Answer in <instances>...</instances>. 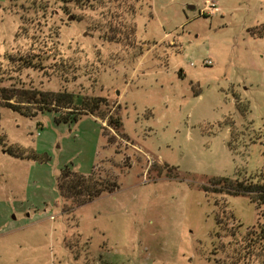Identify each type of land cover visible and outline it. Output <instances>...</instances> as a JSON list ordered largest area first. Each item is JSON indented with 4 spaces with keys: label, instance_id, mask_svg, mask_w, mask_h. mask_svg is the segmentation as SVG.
<instances>
[{
    "label": "rangeland",
    "instance_id": "rangeland-1",
    "mask_svg": "<svg viewBox=\"0 0 264 264\" xmlns=\"http://www.w3.org/2000/svg\"><path fill=\"white\" fill-rule=\"evenodd\" d=\"M91 3L0 0V264H258L235 259L255 204L211 180L264 166V0ZM29 54L42 70L17 67ZM34 91L106 105L61 123L7 106ZM64 166L117 189L66 215Z\"/></svg>",
    "mask_w": 264,
    "mask_h": 264
},
{
    "label": "trees",
    "instance_id": "trees-1",
    "mask_svg": "<svg viewBox=\"0 0 264 264\" xmlns=\"http://www.w3.org/2000/svg\"><path fill=\"white\" fill-rule=\"evenodd\" d=\"M62 3H75L76 5L90 6L95 0H55ZM19 69H41L42 59L40 55L29 54L27 56H19L15 61ZM18 70V71H20ZM2 74V73H0ZM32 96L36 99H29L24 106L7 105L11 110L19 115L34 119L36 112L43 113L45 111L55 114L56 123L76 121L83 116L96 115L101 106H105L104 98L81 97L70 92H47L34 91ZM42 97V99H40ZM6 99V98H5ZM8 99V98H7ZM6 99V101H7ZM36 107V112H31L32 107ZM111 125L117 131L122 127V122L118 118L115 121L111 119ZM1 145V144H0ZM1 151L6 155L16 158L32 161H44L45 158L36 155L31 148H24L16 145L1 147ZM214 186H219L220 190H213L214 194L231 195V196H248L251 202L256 206L257 219L256 223L247 229L246 236L249 243L248 249L254 248V252H235L237 260L248 255L254 258L258 264H264V166L255 177H251L246 181L232 180L229 178H215L211 180ZM116 185L109 178L97 179L92 173L83 175L73 171L70 167L64 166L59 171L56 179V190L62 201V210L66 215H70L76 208L92 202L101 194H109L115 192ZM204 192H207L203 188ZM253 195V196H252Z\"/></svg>",
    "mask_w": 264,
    "mask_h": 264
},
{
    "label": "crops",
    "instance_id": "crops-1",
    "mask_svg": "<svg viewBox=\"0 0 264 264\" xmlns=\"http://www.w3.org/2000/svg\"><path fill=\"white\" fill-rule=\"evenodd\" d=\"M214 7V6H213ZM52 116V118H54V115H51ZM82 118H84V119H89V120H91V119H93V120H95L96 121V119L95 118H93L92 116H90V115H87V116H83ZM100 136H101V134H99ZM3 153V152H2ZM3 154H5V153H3ZM6 155V154H5ZM8 156V155H7ZM9 158H12V157H10V156H8ZM12 159H15V160H19V161H32V160H25V159H16V158H12ZM95 165V164H94ZM93 165V166H94ZM92 166V167H93ZM92 169V168H91ZM100 199H102V198H99V199H97L96 201H92L91 203H89V204H86L85 206H83V207H81L79 210H78V212H81V211H83V210H85L86 208H88L90 205H92V204H96V202H98V200H100ZM82 234V233H81ZM83 235V234H82Z\"/></svg>",
    "mask_w": 264,
    "mask_h": 264
},
{
    "label": "built area",
    "instance_id": "built-area-1",
    "mask_svg": "<svg viewBox=\"0 0 264 264\" xmlns=\"http://www.w3.org/2000/svg\"><path fill=\"white\" fill-rule=\"evenodd\" d=\"M213 6H214V5H212V8H214ZM209 63H210V61H207V62H206V65H208Z\"/></svg>",
    "mask_w": 264,
    "mask_h": 264
}]
</instances>
